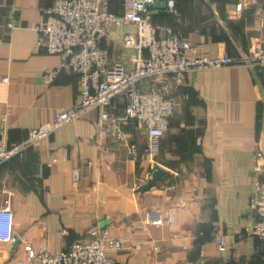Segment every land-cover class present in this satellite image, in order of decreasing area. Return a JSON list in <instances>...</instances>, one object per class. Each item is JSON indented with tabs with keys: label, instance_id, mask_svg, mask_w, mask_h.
Returning <instances> with one entry per match:
<instances>
[{
	"label": "crops",
	"instance_id": "1",
	"mask_svg": "<svg viewBox=\"0 0 264 264\" xmlns=\"http://www.w3.org/2000/svg\"><path fill=\"white\" fill-rule=\"evenodd\" d=\"M2 1L0 127L7 126L14 142L80 94L76 74L65 68L50 84L41 78L61 63L58 55L35 49L33 28L51 0ZM175 1L176 14L153 4V22L210 57L247 56L264 44L261 0ZM110 10L122 14L120 1ZM129 29L126 23L114 25L104 41L110 59L127 67L132 51L121 40ZM174 96L177 107L156 158L165 174L145 191L139 187L157 163L144 153L132 157L126 142L96 131L94 109L0 164V208L13 212V236L0 242V264H17L26 244L60 251L96 227L146 242L140 250H106L112 264H176L199 256L205 259L201 264H264L255 236H234L253 222L248 202L253 152L264 151V65L189 70ZM115 101L119 115L122 106ZM124 129L129 139L144 142L136 122ZM74 167L79 168L76 181ZM147 214L160 215L162 222L148 221ZM213 230L225 234L222 255Z\"/></svg>",
	"mask_w": 264,
	"mask_h": 264
},
{
	"label": "built area",
	"instance_id": "2",
	"mask_svg": "<svg viewBox=\"0 0 264 264\" xmlns=\"http://www.w3.org/2000/svg\"><path fill=\"white\" fill-rule=\"evenodd\" d=\"M115 0H51L43 9L33 30L35 49L45 54L58 55L60 66L44 70L45 84L53 82L62 68L76 74L80 98L67 108L58 110L52 120L27 130L18 141L9 142L5 124L0 127V164L9 162L38 141L49 137L62 125L77 120L91 109L96 111V131L126 142L127 152L135 157L138 153L157 158L161 143L169 130L170 120L176 110L174 91L185 82L189 70L216 68L230 64L264 65V44L247 56L228 54L210 57L174 30L161 27L152 20L150 7L157 0H118L123 9L118 15L110 10ZM165 10L176 14L175 0H165ZM264 0H261V4ZM3 1L0 0V13ZM119 23L130 25L122 34V46L132 51L131 65L121 59L112 61L104 41L112 26ZM7 26L14 27L12 22ZM120 58V57H119ZM3 82L8 77L2 78ZM119 100L122 112L114 114ZM136 122L144 137L140 143L129 139L125 125ZM253 187L248 209L253 214L250 227L236 229L234 236L240 239L253 235L258 241L257 250H264V151L253 152ZM149 175L146 176L149 177ZM79 168L72 169V179L78 180ZM148 221L162 222L160 215L147 214ZM171 221V219H169ZM62 232L67 233L66 229ZM13 212L0 208V242L10 241L13 236ZM211 237L220 255L225 250V234L213 230ZM143 240L124 238L106 227L91 229L86 238L75 239L60 251L47 247L24 246V257L17 264H112L106 250H140ZM203 256L184 258L176 264H201Z\"/></svg>",
	"mask_w": 264,
	"mask_h": 264
},
{
	"label": "water",
	"instance_id": "3",
	"mask_svg": "<svg viewBox=\"0 0 264 264\" xmlns=\"http://www.w3.org/2000/svg\"><path fill=\"white\" fill-rule=\"evenodd\" d=\"M154 6L159 9H164L166 6L165 0H157L154 2ZM165 174V170L161 167H156L151 176L139 187L140 191H145L154 186L156 182Z\"/></svg>",
	"mask_w": 264,
	"mask_h": 264
},
{
	"label": "rangeland",
	"instance_id": "4",
	"mask_svg": "<svg viewBox=\"0 0 264 264\" xmlns=\"http://www.w3.org/2000/svg\"><path fill=\"white\" fill-rule=\"evenodd\" d=\"M262 44L259 42L258 44H257V46H255V48H257L258 46H261ZM254 48V49H255ZM152 160H153V162L154 163H157V167H163V166H161V164H160V162L155 158V157H151V156H149Z\"/></svg>",
	"mask_w": 264,
	"mask_h": 264
},
{
	"label": "trees",
	"instance_id": "5",
	"mask_svg": "<svg viewBox=\"0 0 264 264\" xmlns=\"http://www.w3.org/2000/svg\"><path fill=\"white\" fill-rule=\"evenodd\" d=\"M152 19H153V15H152ZM170 122H171V120H170ZM162 142H163V140H162ZM162 145H163V143H161L160 149L162 148ZM257 252L260 253V254H264V250H257Z\"/></svg>",
	"mask_w": 264,
	"mask_h": 264
}]
</instances>
